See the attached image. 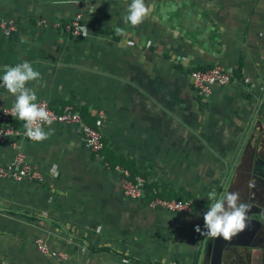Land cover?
<instances>
[{"label": "crops", "instance_id": "crops-1", "mask_svg": "<svg viewBox=\"0 0 264 264\" xmlns=\"http://www.w3.org/2000/svg\"><path fill=\"white\" fill-rule=\"evenodd\" d=\"M130 2L0 0V20L15 24L9 34L0 25V76L28 61L41 74L27 85L37 102L75 105L104 141L98 159L75 125L53 123L43 142L12 133L0 143V165L22 155L43 175L0 180V263L137 264L92 249L109 247L145 264H209L195 231L209 192H238L251 206L243 232L216 238L210 264H250L264 248V0H145L151 11L136 27L122 19ZM77 13L86 36L65 29ZM216 64L232 80L199 94L191 71ZM14 100L3 88L0 111ZM117 166L155 196L127 194ZM171 193L190 209L149 205Z\"/></svg>", "mask_w": 264, "mask_h": 264}, {"label": "clouds", "instance_id": "clouds-1", "mask_svg": "<svg viewBox=\"0 0 264 264\" xmlns=\"http://www.w3.org/2000/svg\"><path fill=\"white\" fill-rule=\"evenodd\" d=\"M150 11L151 6L146 5L145 0H131L122 19L125 24L136 27L143 23ZM81 31L85 36L87 35V28ZM115 32L117 35L124 34L121 28H116ZM129 45L131 46V41ZM40 78V72L34 70L28 61L15 66H5L3 75L0 76L3 87L15 97L10 115L23 122L22 127L25 129L23 134L33 142H43L54 133V129L51 128L53 119L46 104L37 103L36 91L27 86ZM45 126H48L47 131ZM53 167L57 166L53 165ZM250 187H254V183L250 184ZM239 199L238 192H224L219 197L216 192H209L207 200L211 203L203 215L204 231L199 225L195 226V231L204 237H222L225 240H230L243 232L248 226L251 206L239 202ZM99 230L98 228L97 231Z\"/></svg>", "mask_w": 264, "mask_h": 264}, {"label": "built area", "instance_id": "built-area-1", "mask_svg": "<svg viewBox=\"0 0 264 264\" xmlns=\"http://www.w3.org/2000/svg\"><path fill=\"white\" fill-rule=\"evenodd\" d=\"M84 15L77 13L71 20L65 25V29L73 35H79L82 33V29L88 28L84 23ZM44 24L47 22L42 21ZM0 25L3 27L6 34H9L14 29V22L8 21L4 23L0 20ZM191 82L194 89L202 95H209L213 91L215 85H226L232 78L233 73L230 69L222 64H216L213 67H197L190 73ZM209 81H212L211 83ZM2 82H0V92L3 90ZM37 103L46 104L53 123H65L73 124L76 126L77 131L82 135L83 139L90 147L91 151L98 159L102 158L101 152L104 148L103 134L94 127L89 126L83 118L79 109L72 104H66L60 107L61 111L57 112L48 102L38 101ZM12 107L3 108L0 111V143L10 134L24 133L25 129H17L14 126V122H21L16 120L10 115ZM52 123V124H53ZM99 127L103 126L102 119L97 120ZM117 169L123 171L126 175V179L123 181L124 189L126 193L135 197H144L149 189L146 186V180L141 175H136L133 179L128 169L117 166ZM11 177L16 180H23L25 178L30 180H43V175L37 169V167L26 161L22 155H18L11 163L6 165H0V180L2 178ZM193 204L192 199H166L158 198L149 203L152 207H161L170 211H183L190 209ZM38 247L43 252H51L53 255H61L55 251H50V248L43 241H38ZM0 264H20L17 262L7 263L2 262Z\"/></svg>", "mask_w": 264, "mask_h": 264}, {"label": "trees", "instance_id": "trees-1", "mask_svg": "<svg viewBox=\"0 0 264 264\" xmlns=\"http://www.w3.org/2000/svg\"><path fill=\"white\" fill-rule=\"evenodd\" d=\"M130 173H131V176L132 178L134 179L136 175H140L138 174L135 170H131L130 169ZM146 186L147 188L149 189V193H151V198H153L155 195L153 193V190L156 189L157 187L154 186L153 184H149V183H146ZM164 198L166 199H183L185 198L183 195H180V194H176V193H171V194H167L166 196L163 195ZM149 199V198H148ZM94 251H100V250H106V251H111V252H114L120 256H123L129 260H132L133 262L137 263V264H145L144 262L140 261V260H137V259H134L133 257H130L128 255H125L123 253H118L117 251H114L113 249L109 248V247H103V248H97V247H93L92 248ZM155 264H159V263H155Z\"/></svg>", "mask_w": 264, "mask_h": 264}, {"label": "water", "instance_id": "water-1", "mask_svg": "<svg viewBox=\"0 0 264 264\" xmlns=\"http://www.w3.org/2000/svg\"><path fill=\"white\" fill-rule=\"evenodd\" d=\"M206 241H207V245H206ZM202 244L205 245V247H204V250H205V258L208 261V263L210 264L212 262L211 256H212L213 252H215L214 251L215 250L214 241L211 238L209 239V237H204L203 236ZM202 260H201V263H202ZM253 260H255V261L258 260V258H257L256 255H252V256H250L248 258H245V262L247 261L250 264H253Z\"/></svg>", "mask_w": 264, "mask_h": 264}, {"label": "flooded vegetation", "instance_id": "flooded-vegetation-1", "mask_svg": "<svg viewBox=\"0 0 264 264\" xmlns=\"http://www.w3.org/2000/svg\"><path fill=\"white\" fill-rule=\"evenodd\" d=\"M210 239V238H209ZM211 239H213V241H214V246H215V250L214 251H216L217 250V248H218V240L216 239V238H211ZM208 241V240H207ZM207 241H206V245H207ZM261 241V239L259 238V236H254V239H253V241H252V244L253 243H255V244H257V243H259ZM252 246V245H251ZM239 252H240V254H242V253H245L246 251H243V250H239ZM213 254H214V252H213ZM213 254H212V256H211V259H213L212 257H213ZM255 255L257 256V258H258V260L256 261V264H264V248H263V250L262 251H255Z\"/></svg>", "mask_w": 264, "mask_h": 264}, {"label": "rangeland", "instance_id": "rangeland-1", "mask_svg": "<svg viewBox=\"0 0 264 264\" xmlns=\"http://www.w3.org/2000/svg\"><path fill=\"white\" fill-rule=\"evenodd\" d=\"M205 207H207L208 208V206L206 205ZM204 245V244H203ZM204 247H205V245H204ZM204 247H203V250H204Z\"/></svg>", "mask_w": 264, "mask_h": 264}]
</instances>
